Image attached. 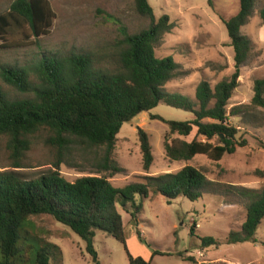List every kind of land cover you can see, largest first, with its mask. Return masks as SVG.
I'll list each match as a JSON object with an SVG mask.
<instances>
[{"label":"trees","instance_id":"obj_1","mask_svg":"<svg viewBox=\"0 0 264 264\" xmlns=\"http://www.w3.org/2000/svg\"><path fill=\"white\" fill-rule=\"evenodd\" d=\"M133 4L149 20L148 26L135 33L121 26L120 38L109 47L112 53L108 51L102 59L92 53L41 52L22 66L0 64V79L25 95L10 98L0 88V136L6 137L11 166L24 167L23 160L37 135L52 152L50 167L35 177H23L16 170L0 171V264H60L58 246L41 241L36 233L30 217L38 215H49L77 234L93 264H100L94 246L97 231L122 244L129 264H151L154 255L164 254L154 250L150 259L131 255L119 207L137 222L141 204L135 199L147 198L150 191L168 203L180 196L196 201L205 193L220 191L199 168L189 164L176 172L144 175V182L120 187L111 183L110 177L125 171L112 155L122 125L160 102L192 114L184 121L150 115L168 127L163 148L170 161H188L196 155L218 161L246 145L237 137L238 129L228 122L229 115L242 112L241 107L228 111L227 105L251 51L241 27L252 16L255 0H239L236 14L221 18L234 52V71L213 87L201 80L194 100L165 89L182 71L172 56L155 54L174 23L167 15L156 19L149 0H133ZM260 17L264 24V8ZM54 18L48 0H13L0 13V40L9 48L33 44L50 33ZM253 92L250 106L264 109V77L254 80ZM193 130L194 136L187 140ZM136 134L142 169L147 172L154 161L149 135L140 127ZM61 165L81 172L88 168L90 175L67 180ZM256 174L264 179V171ZM229 188V193L244 199L246 216L240 230L229 231L227 241L255 242L264 218V184L259 190ZM136 236L145 243L139 232ZM201 241L203 245L218 244L212 237Z\"/></svg>","mask_w":264,"mask_h":264},{"label":"rangeland","instance_id":"obj_2","mask_svg":"<svg viewBox=\"0 0 264 264\" xmlns=\"http://www.w3.org/2000/svg\"><path fill=\"white\" fill-rule=\"evenodd\" d=\"M12 1L0 0V13L6 11ZM48 1L55 13L50 33L33 44L18 48H9L0 40V64L22 66L41 52L92 53L96 59H102L108 51L112 53L109 47L120 38L121 26L135 33L149 24L147 18L137 13L133 0ZM149 3L156 19L167 15L175 25L155 50L157 57L172 56L182 71L181 76L165 85L168 92L181 93L194 100L195 88L201 80H207L213 87L233 73L234 52L221 18L228 19L236 14L239 0H149ZM263 8L264 0H255L252 16L241 27V33L251 42V51L241 66L239 84L227 105L228 111L241 107L242 112L229 115L228 122L238 129L237 137L246 141L245 146L237 147L234 153L225 154L218 161L205 155H196L188 161H170L163 148L168 127L160 120L151 119L150 115L184 121L191 119L192 114L163 102L122 125L112 155L125 171L110 177L114 186L144 182V175L176 172L189 164L199 168L220 191L205 193L196 201L180 196L170 203L150 191L147 198L135 199V203L141 204L137 222L119 207L131 255L144 258L145 251L164 253L154 255L151 264H264V218L256 231L255 242L231 244L227 241L229 231L240 230L246 216L244 199L229 193V187L259 190L264 184V179L256 174L257 170L264 171V109L250 106L254 80L264 77V24L260 17ZM0 88L10 98L25 96L1 79ZM139 127L148 133L154 157L147 172L142 169L136 134ZM194 134L195 130L186 139L191 140ZM51 160V150L37 135L23 160L24 167L13 168L6 137L0 136V171L16 170L23 177L32 178L48 169ZM89 171L88 168L81 172L65 165L60 167L61 174L70 181L90 175ZM128 210L132 211L129 205ZM30 219L41 241L58 246L60 264H93L84 242L68 227L49 215L31 216ZM136 232L145 243L138 240ZM203 237H212L218 244L203 245ZM94 246L100 264H129L122 244L114 237L97 231ZM188 257L194 260H187Z\"/></svg>","mask_w":264,"mask_h":264},{"label":"crops","instance_id":"obj_3","mask_svg":"<svg viewBox=\"0 0 264 264\" xmlns=\"http://www.w3.org/2000/svg\"><path fill=\"white\" fill-rule=\"evenodd\" d=\"M151 168V167H150ZM146 252V256L144 257V259H149L150 256H151V253H149L148 251H145Z\"/></svg>","mask_w":264,"mask_h":264},{"label":"built area","instance_id":"obj_4","mask_svg":"<svg viewBox=\"0 0 264 264\" xmlns=\"http://www.w3.org/2000/svg\"><path fill=\"white\" fill-rule=\"evenodd\" d=\"M198 255H199V256H202V253H201V252H199V253H198Z\"/></svg>","mask_w":264,"mask_h":264}]
</instances>
